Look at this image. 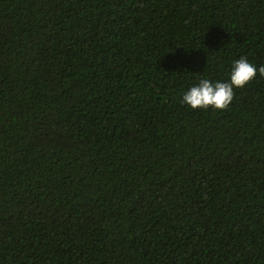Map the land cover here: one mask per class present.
Instances as JSON below:
<instances>
[{
  "label": "trees",
  "instance_id": "obj_1",
  "mask_svg": "<svg viewBox=\"0 0 264 264\" xmlns=\"http://www.w3.org/2000/svg\"><path fill=\"white\" fill-rule=\"evenodd\" d=\"M264 0H0V264H264Z\"/></svg>",
  "mask_w": 264,
  "mask_h": 264
},
{
  "label": "clouds",
  "instance_id": "obj_2",
  "mask_svg": "<svg viewBox=\"0 0 264 264\" xmlns=\"http://www.w3.org/2000/svg\"><path fill=\"white\" fill-rule=\"evenodd\" d=\"M258 73L264 75V67L257 68L240 57L232 62L227 82L200 79L183 93L181 102L193 110L227 109L233 102L234 90L247 86Z\"/></svg>",
  "mask_w": 264,
  "mask_h": 264
}]
</instances>
